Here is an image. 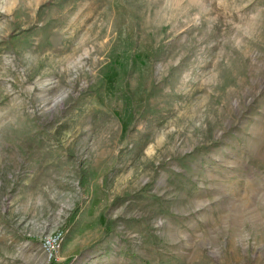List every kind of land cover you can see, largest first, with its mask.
Segmentation results:
<instances>
[{"label": "rangeland", "instance_id": "374dc122", "mask_svg": "<svg viewBox=\"0 0 264 264\" xmlns=\"http://www.w3.org/2000/svg\"><path fill=\"white\" fill-rule=\"evenodd\" d=\"M0 264H264V0H0Z\"/></svg>", "mask_w": 264, "mask_h": 264}, {"label": "built area", "instance_id": "2783aa9c", "mask_svg": "<svg viewBox=\"0 0 264 264\" xmlns=\"http://www.w3.org/2000/svg\"><path fill=\"white\" fill-rule=\"evenodd\" d=\"M61 240V234L57 235L54 237V239H50L46 241V246L47 249L50 251V253L52 254V249L54 248V245H56L57 243H59V241ZM54 255L52 254L51 257H53Z\"/></svg>", "mask_w": 264, "mask_h": 264}, {"label": "trees", "instance_id": "16d2710c", "mask_svg": "<svg viewBox=\"0 0 264 264\" xmlns=\"http://www.w3.org/2000/svg\"><path fill=\"white\" fill-rule=\"evenodd\" d=\"M53 258V257H52Z\"/></svg>", "mask_w": 264, "mask_h": 264}]
</instances>
